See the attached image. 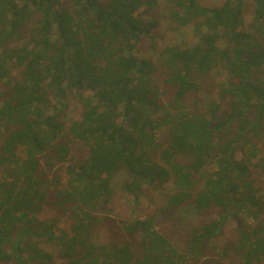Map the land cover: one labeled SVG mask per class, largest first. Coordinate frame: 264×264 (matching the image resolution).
Listing matches in <instances>:
<instances>
[{
  "label": "trees",
  "instance_id": "trees-1",
  "mask_svg": "<svg viewBox=\"0 0 264 264\" xmlns=\"http://www.w3.org/2000/svg\"><path fill=\"white\" fill-rule=\"evenodd\" d=\"M166 2L170 28L192 25L197 43L157 49V0H0V264H55L45 244L58 264H264V0L247 25L246 0ZM143 38L157 58L136 55ZM122 172L135 202L172 184L122 223L138 248L94 239ZM190 207L216 214L181 236Z\"/></svg>",
  "mask_w": 264,
  "mask_h": 264
},
{
  "label": "rangeland",
  "instance_id": "rangeland-1",
  "mask_svg": "<svg viewBox=\"0 0 264 264\" xmlns=\"http://www.w3.org/2000/svg\"><path fill=\"white\" fill-rule=\"evenodd\" d=\"M201 6L205 7H215L222 4L225 0H197ZM158 2V8L151 11L152 14H156L158 16V25L156 28L152 29V34L154 36L157 49L159 51L164 47L168 45H178L182 48H187V46H192L195 43L198 42V37L195 34V31L193 29V26L190 25L188 27H184L182 29H179L178 31H173L170 28V23L168 21V14L167 9L168 5L166 0H157ZM246 9L244 14V21L247 25L249 17H250V11H251V5L250 0H246ZM144 18H149V16H145ZM13 46V45H11ZM155 52H152L151 50V41H149L147 38H143L137 45V51L136 55L139 58H149L152 56L153 59L158 57V54H154ZM216 78H214L215 80ZM216 81V80H215ZM217 95V89H213V92L210 94L208 91H201L200 97L204 101L205 104H203V107L206 106L207 102L210 99H215ZM202 101V102H203ZM202 105V103L200 104ZM80 114V107L77 102L70 101L68 107L65 109V115L68 120H77L79 118ZM77 145V144H76ZM213 167V166H212ZM61 168H64V165L61 166ZM56 174H63L61 170H58ZM127 176L122 172L117 174L115 177V185L118 187H115V192L113 194V197L111 198L110 203L107 206V211L100 212L98 215L99 217V225L96 227L97 229L94 231V239L97 242L105 243L112 239H118L121 241L132 243L134 248L139 247V240L141 238V234H135L134 236H131L129 233L122 230L121 226L122 223L125 221H129L130 219L137 217L139 215H148L153 214L156 212L159 206H161L162 202L164 201V194H167L169 192V189L172 188L171 183L165 184L164 188L160 189H153L148 188L146 185H143L145 195H142L139 198L137 202L133 201L135 198L131 196L130 194L123 192L121 190V186L126 182ZM260 181V179H257ZM198 210H196L193 207H190L188 211L182 213V218H184L186 221L188 220L187 226L185 229L183 228L180 232L181 236H185L187 233L190 234L191 227L194 224H199L202 221H205L206 218H214L215 217V211H208L204 214L198 213ZM242 211H240L241 215ZM202 214V215H201ZM161 218V216L159 217ZM163 217L161 218V224L163 230H166L167 228H173L176 230V222L172 221L171 219L168 220V224H165V221L163 222ZM40 219H56L57 224L60 227H68L69 224V218L67 214L62 212L59 209L49 208L45 207L42 209L40 213ZM249 223L255 224L254 221H248ZM166 227V228H165ZM234 224L226 223L223 227V231H221L220 235L217 238V246L222 247L223 245H230V241L235 240L237 229L233 228ZM183 239H181L182 241ZM177 241V243L182 247V242ZM42 247L48 251L51 252L54 255L55 264H58L61 259L57 256V251L54 249V247L50 244L42 245ZM218 258V257H216ZM234 256L230 254V257L228 259H222L221 264H234Z\"/></svg>",
  "mask_w": 264,
  "mask_h": 264
}]
</instances>
